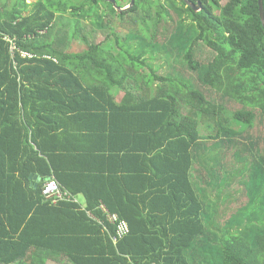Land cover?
Instances as JSON below:
<instances>
[{
	"label": "trees",
	"instance_id": "obj_1",
	"mask_svg": "<svg viewBox=\"0 0 264 264\" xmlns=\"http://www.w3.org/2000/svg\"><path fill=\"white\" fill-rule=\"evenodd\" d=\"M201 3L0 7V264H264V135H252L264 124L259 0ZM84 19L111 30L109 41L81 37ZM67 38L85 48L62 50ZM201 43L215 53L207 64L195 59ZM164 55L180 72L159 74ZM50 180L86 209L46 201ZM101 205L127 220V237L114 240Z\"/></svg>",
	"mask_w": 264,
	"mask_h": 264
},
{
	"label": "rangeland",
	"instance_id": "obj_2",
	"mask_svg": "<svg viewBox=\"0 0 264 264\" xmlns=\"http://www.w3.org/2000/svg\"><path fill=\"white\" fill-rule=\"evenodd\" d=\"M7 0H1L0 2V7H3L6 4ZM28 2L31 4L33 3V0H28ZM9 6V4H8ZM28 12H25V14H27ZM81 34L80 36H86L88 38V42L90 43H97V44H106L109 39L107 40V38L109 37V35L111 36V30H98L97 28H95L92 25V22L90 19H84L82 20V28H81ZM59 36L62 37L65 33V31L67 30V28L65 29V27L63 26L60 27L59 29ZM115 32L117 34H119V36L122 39L126 38V35L128 33L127 29H116ZM112 40L114 38H111ZM82 40V39H81ZM79 39H75V40H71L70 38L64 40V42L62 43V50H69V51H82L85 48V42L81 41ZM196 54H195V59H197L198 61L207 64L209 62H211L214 57H215V53L209 49L208 47H206L205 45H203L202 43L199 44L196 48ZM158 64L156 65V67H160V75H166L168 73H178L180 72V69L182 68L180 62H175L174 58L171 56H166L164 55L161 59L157 60ZM187 73H191V72H187ZM189 75V74H187ZM192 75V73L190 74ZM123 97V94H120L118 97V100L120 101ZM228 109L230 110H235L239 108V105L236 104H229V106H227ZM205 125V124H204ZM202 126V135L204 137L208 136L210 134L209 129L206 126ZM252 135L254 138L257 137H262L264 135V124L261 123L259 120H257L254 128L252 129ZM243 140V139H242ZM246 142V141H245ZM219 144V143H218ZM226 163L228 165H230L231 161H232V154H231V150L226 152ZM203 171V170H202ZM202 173H204L202 176L206 178L205 172L203 171ZM196 175H198V173H196ZM201 176V175H200ZM239 186H235V189H237ZM80 202L82 204H85V200L83 198L79 199ZM247 202L246 197H241L240 200L238 201L237 204H235L234 210L236 209V207L238 205H243ZM233 213V210L228 211V213L224 216L222 214L221 217H223V220H227L230 218L231 214Z\"/></svg>",
	"mask_w": 264,
	"mask_h": 264
},
{
	"label": "built area",
	"instance_id": "obj_3",
	"mask_svg": "<svg viewBox=\"0 0 264 264\" xmlns=\"http://www.w3.org/2000/svg\"><path fill=\"white\" fill-rule=\"evenodd\" d=\"M12 51H19L21 56L23 58H33L34 56L26 51L18 50L17 47L14 45L12 48ZM43 197L46 201H50L53 204H58L59 202H74L78 203L77 198L72 195L69 191L64 189L58 182L55 180L48 181L43 189ZM100 209L104 213V215L107 217L108 221L113 224L116 228V237H114L115 241H118L119 239H124L130 234V226L127 221L121 219L119 215L110 213L109 210L104 206L101 205ZM89 216L95 219V217L89 213ZM100 223H102L100 220L96 219Z\"/></svg>",
	"mask_w": 264,
	"mask_h": 264
},
{
	"label": "water",
	"instance_id": "obj_4",
	"mask_svg": "<svg viewBox=\"0 0 264 264\" xmlns=\"http://www.w3.org/2000/svg\"><path fill=\"white\" fill-rule=\"evenodd\" d=\"M114 5H116L115 1L114 0H110ZM189 6H191L195 11H200L202 10V3H201V0H198V3L197 4H194L192 3L191 1L189 0H184ZM135 3V0H132L131 1V4L125 8H121V7H117V10L119 12H123V11H127L129 9L132 8V6L134 5ZM259 8H260V17H261V21L263 23V26H264V3H263V0H259Z\"/></svg>",
	"mask_w": 264,
	"mask_h": 264
},
{
	"label": "crops",
	"instance_id": "obj_5",
	"mask_svg": "<svg viewBox=\"0 0 264 264\" xmlns=\"http://www.w3.org/2000/svg\"><path fill=\"white\" fill-rule=\"evenodd\" d=\"M119 101V100H118ZM68 191V190H67ZM72 194V193H71ZM73 195V194H72ZM75 196V195H74ZM76 198H77V200H78V203H74V202H71V203H74V204H77L78 206H79V209H82V210H84V209H86V200L84 199V197L83 196H75ZM80 198H83L84 200H85V204H82L81 202H80ZM80 202V203H79ZM65 263H67V261L66 260H64L63 262H58V261H54V260H50V261H48V263L47 264H65Z\"/></svg>",
	"mask_w": 264,
	"mask_h": 264
},
{
	"label": "bare ground",
	"instance_id": "obj_6",
	"mask_svg": "<svg viewBox=\"0 0 264 264\" xmlns=\"http://www.w3.org/2000/svg\"><path fill=\"white\" fill-rule=\"evenodd\" d=\"M59 183V182H58ZM80 203V202H79ZM127 221V220H126Z\"/></svg>",
	"mask_w": 264,
	"mask_h": 264
}]
</instances>
